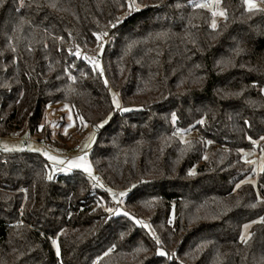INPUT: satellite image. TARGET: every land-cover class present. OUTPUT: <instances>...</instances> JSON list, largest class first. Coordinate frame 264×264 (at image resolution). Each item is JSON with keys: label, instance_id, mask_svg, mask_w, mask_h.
<instances>
[{"label": "trees", "instance_id": "1", "mask_svg": "<svg viewBox=\"0 0 264 264\" xmlns=\"http://www.w3.org/2000/svg\"><path fill=\"white\" fill-rule=\"evenodd\" d=\"M137 3L0 0V137L64 147L46 113L68 104L69 139L96 128L90 160L104 179L0 150V264H264V172L241 183L255 175L242 151L264 148V11L221 0L213 30L189 0ZM108 189L127 191L124 212Z\"/></svg>", "mask_w": 264, "mask_h": 264}, {"label": "rangeland", "instance_id": "2", "mask_svg": "<svg viewBox=\"0 0 264 264\" xmlns=\"http://www.w3.org/2000/svg\"><path fill=\"white\" fill-rule=\"evenodd\" d=\"M257 3L261 7L263 5V0H257ZM220 8L223 9L222 4H220ZM216 19H217V25L221 20H223V18H220V17H217ZM90 57H95L96 59H98L96 54H93ZM99 63H100V66H102L100 61H99ZM111 92L117 94V97H118L120 104H121V99H120V95L118 94V92H116L115 90H111ZM58 106H60V107L50 106L48 108L47 113H46V121H47L46 127L50 128V125L52 126V128H53V131H52L53 139L58 138V140L60 141L59 144L61 146H64V147L51 145L49 142H45V140L40 141L39 136H37L35 134L32 135V134H29L26 132V133L15 134L12 136L0 137V150H3L4 146H7L8 148L12 149V151H19V150H25V149H29V150L40 149L39 152H41L42 155L44 152H48L50 155L57 156L60 159H63V155H65V154L74 153V151L70 147L76 142L81 143L82 147L85 143H90L91 147L84 149V150H91L95 146V143L97 140L96 128L95 127H88L86 132H84V134H82L80 136H75L73 134L74 135L73 137H75V138L69 139V137H70L69 133L73 132L75 130L77 121H76L75 116H74V114H73V112H72V110L68 104L62 103V104H59ZM70 116H71V120L69 119ZM59 135H60V137H59ZM46 145H49V146L46 147ZM242 153H243V157L245 160H251V161L255 162V163L250 164L254 169L255 175L248 177V179L250 181H254L256 184L257 176L259 175V173H261L259 171V166L261 164V157L264 156V148L263 147L259 148L258 146H256V147L251 148V149L243 150ZM76 157L77 156H74L72 159H75ZM88 162L92 166V175L99 177L98 172L96 171V169H95V167L92 164L90 159H88ZM63 167L65 169V173L72 172L73 170H82V169H76V168H74L72 170H67L66 164L63 165ZM85 174L89 178H91L87 173H85ZM124 191H113V190H111L112 193L116 194V196L114 198V202L118 205L117 210H116L118 213L124 212L123 203H124V197L126 195L123 197L119 196V193L124 192ZM119 201H123V202L120 203ZM246 224H249L250 227L247 229L246 232H245L244 227H243L242 232H245V235L249 236V238H250L251 228L253 226V223H246Z\"/></svg>", "mask_w": 264, "mask_h": 264}, {"label": "snow or ice", "instance_id": "3", "mask_svg": "<svg viewBox=\"0 0 264 264\" xmlns=\"http://www.w3.org/2000/svg\"><path fill=\"white\" fill-rule=\"evenodd\" d=\"M190 3L193 4V6L195 8H201V9H206L211 13V23H210V27L215 30L217 28V17L220 18H224L226 19V11L220 8V4H221V0H189ZM243 4L245 6V10L252 12V11H264V8H260V6L257 3V0H243ZM128 8H129V12L131 11H138L139 10V5L137 3V0H128ZM119 18L117 20V23H119ZM112 27H115L116 25H111ZM94 36H96L97 40H100L102 37L100 34L97 33H93ZM103 36H107L108 33L104 32L102 34ZM99 48L102 49L103 48V44L101 43L99 45ZM14 50V49H13ZM72 55H75L77 57L80 56V50L79 47H77L75 53H70ZM93 65V67L95 69H100V75L103 76V70L100 66L99 61L95 58V57H88L87 58ZM105 86H107V81H104ZM262 92H264V89L261 90ZM112 104L116 109H119L122 112H127L129 111V109L127 108H123L121 107L120 101L117 97V94L112 93ZM69 119L71 120V116L69 117ZM81 123H83V118L80 117ZM172 120L173 122H175L176 120V115L175 113L172 114ZM104 123H107V120L103 121L100 125H97V127H102ZM199 123H203V121H199ZM248 122L245 121V124H247ZM86 126V125H85ZM41 128L43 127V125L40 126ZM248 139L251 141L252 144H256L257 142L255 140H252L251 137H248ZM261 140H264V136L260 137ZM208 143H211V141H208ZM91 144L90 143H85L83 145V148L81 149V151L83 152V149H87L90 148ZM3 150L5 152H9L12 151V149L8 148L7 146H4ZM33 151H37L39 152L40 149H32ZM43 155L47 158V160L52 164L53 166V170L54 171H63L65 169L60 168L58 166L60 165H67V170H72L74 168L76 169H82L85 173H87L93 180L97 181V184H99V178L92 175V166L91 164L88 162V156H87V152H84L83 155H78L75 159H68V160H64V159H60L57 156L54 155H50L48 152H44ZM206 158V157H205ZM246 163L252 164L255 163L254 161L251 160H246ZM259 171L260 172H264V156L261 157V164L259 166ZM194 171H190L189 175H194ZM48 180H52L53 176L51 174H49L47 176ZM241 183H252L253 186H255V182L254 181H242ZM100 187H103L102 184H99ZM133 187H135V185H133ZM237 188L240 187V184L236 185ZM108 191L113 195V197L115 198L116 194L111 192V189H108ZM127 194L126 191L124 192H120L119 196L123 197ZM120 203H122L123 201H119ZM254 207V205H253ZM105 211L107 212H113V209L111 208H107L105 209ZM124 216H129V213L125 212L123 213ZM131 218V217H130ZM137 224L142 225L145 228H149L150 229V225L145 224L143 221L140 220H136L135 221ZM260 222H264V218H262V220ZM253 223H256V221H253ZM244 230L245 232L247 231V229L250 227L249 224H245L244 226ZM245 232H242L240 235V241L242 243H247V239L249 238V236L245 235ZM151 235L153 236L154 239H156V243L159 244L160 241L158 238L155 237V233L152 232ZM52 244L53 247L56 249V255L59 256L60 255V249L59 246L57 244L56 240H52ZM109 251H111V249H109ZM138 251H146V249H138ZM156 254L159 256H165L166 253L164 251H162L160 248L156 249ZM105 255H107V253H105Z\"/></svg>", "mask_w": 264, "mask_h": 264}, {"label": "built area", "instance_id": "4", "mask_svg": "<svg viewBox=\"0 0 264 264\" xmlns=\"http://www.w3.org/2000/svg\"><path fill=\"white\" fill-rule=\"evenodd\" d=\"M48 146H49V145H46V147H48ZM82 148H83V147H82V144H81V143H76V144H74V145L71 147V149L74 151V153H70V154H65V155H63V159H64V160L72 159L74 156L83 155L84 152H87L88 159H90L91 150H84V149H83V152H82V151H81ZM58 167L64 169L63 165H60V166H58ZM52 170H53V166H52ZM53 172H54L55 174H62V173H65V170H63V171H54V170H53ZM98 178H99V184L103 183L104 179H103L101 176H99ZM99 184H97V181H96V180L93 182V186H94V187L98 186Z\"/></svg>", "mask_w": 264, "mask_h": 264}]
</instances>
